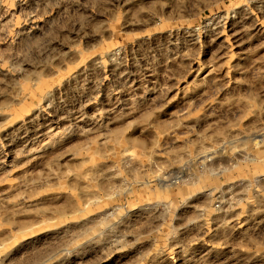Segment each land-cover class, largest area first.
Segmentation results:
<instances>
[{
	"label": "rangeland",
	"instance_id": "obj_1",
	"mask_svg": "<svg viewBox=\"0 0 264 264\" xmlns=\"http://www.w3.org/2000/svg\"><path fill=\"white\" fill-rule=\"evenodd\" d=\"M0 264H264V0H0Z\"/></svg>",
	"mask_w": 264,
	"mask_h": 264
}]
</instances>
